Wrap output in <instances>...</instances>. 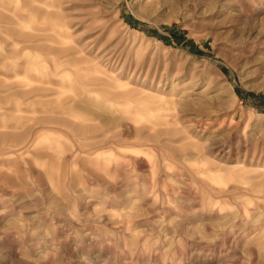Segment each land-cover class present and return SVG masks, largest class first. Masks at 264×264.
I'll list each match as a JSON object with an SVG mask.
<instances>
[{
    "label": "rangeland",
    "instance_id": "1",
    "mask_svg": "<svg viewBox=\"0 0 264 264\" xmlns=\"http://www.w3.org/2000/svg\"><path fill=\"white\" fill-rule=\"evenodd\" d=\"M0 264H264V0H0Z\"/></svg>",
    "mask_w": 264,
    "mask_h": 264
}]
</instances>
